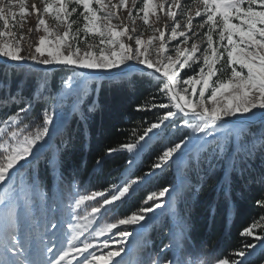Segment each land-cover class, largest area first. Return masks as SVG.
Instances as JSON below:
<instances>
[{
  "label": "snow or ice",
  "instance_id": "6c2138e0",
  "mask_svg": "<svg viewBox=\"0 0 264 264\" xmlns=\"http://www.w3.org/2000/svg\"><path fill=\"white\" fill-rule=\"evenodd\" d=\"M29 15L36 24L28 33L43 32L34 42L22 31ZM162 21L171 23L156 26ZM0 22V264H253L257 252L264 256L256 232L264 216L239 231L247 242L228 256L195 248L186 217L158 250L146 239L165 214L176 217L177 196L198 192L205 177L222 171L226 208L233 175L251 176L257 159L264 184V0H0ZM115 79L133 94L144 86L158 93L135 109L155 119L93 157L102 169L126 154L119 182L82 194L66 180L54 140L71 144L68 115L86 130L100 107L88 98ZM153 141L159 150L143 172ZM172 167L179 183L157 185V171ZM257 204L264 208V197ZM216 210L207 205L208 215Z\"/></svg>",
  "mask_w": 264,
  "mask_h": 264
},
{
  "label": "trees",
  "instance_id": "16d2710c",
  "mask_svg": "<svg viewBox=\"0 0 264 264\" xmlns=\"http://www.w3.org/2000/svg\"><path fill=\"white\" fill-rule=\"evenodd\" d=\"M54 73L61 72L60 68L53 69ZM150 95L157 96L155 91L149 93L144 86L133 94L125 89L123 83L115 79L101 86L98 94L88 99H96L100 103L97 111L89 114L86 130L82 126L79 117L68 116L67 129L71 131V144L64 145L61 138H56L54 143L63 149L61 155L63 174L66 180H71L77 185V190L86 194L88 190H96L106 183L119 182L123 172L121 165L126 161V154L114 158L102 169L96 168L93 157L103 147L118 146L120 143L129 142L133 129L138 134L146 127L145 121H153L155 117L150 112H137L136 106L150 99ZM166 143V142H165ZM159 141L153 142L152 146L141 156L143 172L150 170V164L154 160L153 150L158 149ZM259 160L255 161L251 176L234 174L232 183L234 196L229 208L225 207L220 195V183L222 171L213 177H205L197 184L199 189L195 194L182 191L177 196L176 217L168 214L161 217L146 234L147 247L153 251L158 250L168 242L167 235L174 221L180 217H186L189 224V236L195 248L201 253L210 254L215 252L218 256H228L234 250L242 246L244 238L239 236V231L252 222L260 220L264 216V208L257 204V200L264 197V184L259 182ZM42 176L45 182L55 181L52 174L42 165ZM252 176L257 177L256 180ZM157 185L171 187L178 184L180 174L175 167L166 169L163 173L157 172ZM191 182L196 184V178L191 177ZM142 192H138L134 201H139ZM209 203L215 204L217 210L214 215L206 212ZM87 204V202H86ZM129 206L135 207L134 202ZM119 215V213H118ZM111 221V214L105 218ZM257 234H264L260 230ZM142 255L137 251L135 256ZM253 264H264V256L257 252L253 258Z\"/></svg>",
  "mask_w": 264,
  "mask_h": 264
},
{
  "label": "rangeland",
  "instance_id": "374dc122",
  "mask_svg": "<svg viewBox=\"0 0 264 264\" xmlns=\"http://www.w3.org/2000/svg\"><path fill=\"white\" fill-rule=\"evenodd\" d=\"M33 2H35V0H26V3L29 4V5L31 3H33ZM106 2H107V0H106ZM118 2H119V0H112V3H118ZM129 6H130V4H129ZM14 10L17 11V12L19 11L18 9H14ZM119 14L123 18L124 23L129 24L131 26V22L127 19L126 12L123 9L120 10ZM165 22H167L169 24L171 23L170 21H162L161 24H157L156 26H162V24L165 23ZM22 23H23V29H22V31L24 32V34L26 36L27 35H31L33 42L38 38L39 35H42L43 34L42 31L39 32V33H33V34H29L28 33V29L34 28V26L36 24V18H35V16L29 15V16L24 17ZM48 23L52 27L55 26L54 22L51 19L48 20ZM114 23H115V21H114ZM150 23H154V19L151 18V17H150ZM0 27H2V22H0ZM135 27L137 28L138 31H143L144 38H147L151 34V31L150 30H145L143 28L142 22L139 19H137L135 21ZM18 31H19V29H18ZM80 47L83 49L85 47V45L83 43H81L80 44ZM217 67H221V65H218ZM57 68H59V67H57ZM214 79H215V77H214ZM68 116H67V119H68ZM180 134H182V133H177V136H179ZM173 138L175 139L176 137H173ZM153 142H155V141H153ZM260 230L262 231L264 229L257 228L256 229V232L258 233Z\"/></svg>",
  "mask_w": 264,
  "mask_h": 264
}]
</instances>
